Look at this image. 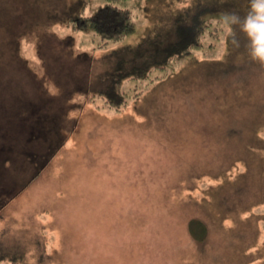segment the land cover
Returning <instances> with one entry per match:
<instances>
[{
	"label": "rangeland",
	"instance_id": "374dc122",
	"mask_svg": "<svg viewBox=\"0 0 264 264\" xmlns=\"http://www.w3.org/2000/svg\"><path fill=\"white\" fill-rule=\"evenodd\" d=\"M102 1L0 0V264H264V121L245 102L253 86L204 64L248 41L223 30L215 52L126 82L113 107L88 89L110 49L65 23ZM196 4L215 27L249 10L133 0L136 29L117 47Z\"/></svg>",
	"mask_w": 264,
	"mask_h": 264
},
{
	"label": "trees",
	"instance_id": "16d2710c",
	"mask_svg": "<svg viewBox=\"0 0 264 264\" xmlns=\"http://www.w3.org/2000/svg\"><path fill=\"white\" fill-rule=\"evenodd\" d=\"M103 1V4L91 14H87L85 12L86 5H82L77 14L67 17L65 23L77 32L87 33L89 40L92 43L96 42L95 48L99 50L110 49L105 56L106 58L102 60L104 69L96 75L94 82L89 83L93 89L88 88L89 94L102 97L110 106L127 105L128 95L123 90L126 82L151 78L150 76L153 75L154 70H164L165 74L168 70H171L169 67L177 60H183L196 51L208 55V52H215L222 44L224 29L219 26L215 27L216 22L214 23L212 19L203 18L209 7L196 4L194 7L185 8L182 14L168 16L166 23L156 24L150 30V33L139 42L117 47L116 43H121L136 29L135 11L131 6L133 0ZM226 52L219 59L205 61L204 64L207 66H214L212 68L208 67L210 79L216 77L230 80L233 76L234 84L240 87L245 83L253 86L252 92L254 90L257 93L254 96L249 91L245 102L246 105L258 109L254 112L255 121L257 119L264 121V64L251 58L249 47L242 51L230 48ZM210 55L213 56L215 53ZM237 56H239L238 59ZM156 76L159 75L154 74V77ZM213 87L217 90L216 86ZM228 122L232 127L228 139H234L236 135L243 132V129L234 128L235 124ZM242 124L244 123L242 122ZM68 134L65 132L63 137L66 138ZM239 138L242 142L243 137ZM242 143L246 144L248 142ZM249 147L252 148L253 145L250 144ZM244 149L241 148V151L245 156ZM194 223L202 224L200 221L193 219L191 225ZM6 258L11 257L7 255L0 257V259ZM20 258L16 255L13 260Z\"/></svg>",
	"mask_w": 264,
	"mask_h": 264
},
{
	"label": "clouds",
	"instance_id": "9594fccd",
	"mask_svg": "<svg viewBox=\"0 0 264 264\" xmlns=\"http://www.w3.org/2000/svg\"><path fill=\"white\" fill-rule=\"evenodd\" d=\"M219 23L239 46L237 29L248 41L249 54L254 61L264 64V0H249V10L243 16L236 11L220 13Z\"/></svg>",
	"mask_w": 264,
	"mask_h": 264
}]
</instances>
